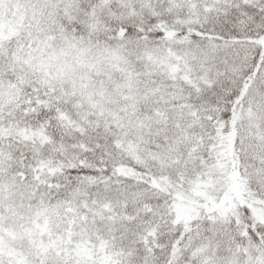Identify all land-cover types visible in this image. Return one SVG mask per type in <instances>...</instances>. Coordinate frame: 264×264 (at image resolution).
Returning <instances> with one entry per match:
<instances>
[{"label": "snow or ice", "instance_id": "obj_1", "mask_svg": "<svg viewBox=\"0 0 264 264\" xmlns=\"http://www.w3.org/2000/svg\"><path fill=\"white\" fill-rule=\"evenodd\" d=\"M0 264H264V0H0Z\"/></svg>", "mask_w": 264, "mask_h": 264}]
</instances>
